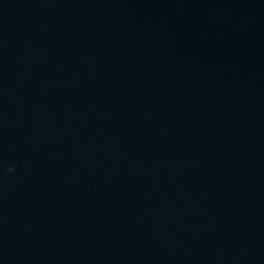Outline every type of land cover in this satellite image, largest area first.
Returning a JSON list of instances; mask_svg holds the SVG:
<instances>
[{
	"label": "water",
	"instance_id": "water-1",
	"mask_svg": "<svg viewBox=\"0 0 264 264\" xmlns=\"http://www.w3.org/2000/svg\"><path fill=\"white\" fill-rule=\"evenodd\" d=\"M0 264H264V0H0Z\"/></svg>",
	"mask_w": 264,
	"mask_h": 264
},
{
	"label": "clouds",
	"instance_id": "clouds-1",
	"mask_svg": "<svg viewBox=\"0 0 264 264\" xmlns=\"http://www.w3.org/2000/svg\"><path fill=\"white\" fill-rule=\"evenodd\" d=\"M13 169L12 168H9L8 171L11 172Z\"/></svg>",
	"mask_w": 264,
	"mask_h": 264
}]
</instances>
